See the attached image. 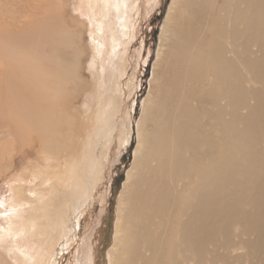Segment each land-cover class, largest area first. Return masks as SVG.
<instances>
[{"label":"bare ground","instance_id":"obj_1","mask_svg":"<svg viewBox=\"0 0 264 264\" xmlns=\"http://www.w3.org/2000/svg\"><path fill=\"white\" fill-rule=\"evenodd\" d=\"M30 1L23 0L21 14L34 15L31 8L39 3L31 6ZM137 1L120 4L108 0L118 10L111 36L101 43L102 53L108 46L109 60L119 54L123 43L134 38L131 14ZM1 7L0 3V12ZM170 11L163 27L169 51L152 72L153 95L139 123V146L124 183L107 264H232L233 260L243 264L244 260L264 257V0H174ZM5 19L1 12L0 43L4 47L20 44L19 51L26 55L54 57L53 40L59 29L66 30L61 22L56 28L59 18L49 20L46 16L40 21L38 16L33 24ZM107 21L100 27L101 35L106 33ZM13 30L22 35L15 36ZM48 40L54 49L42 54V45L43 50L50 45ZM26 41H30L27 47ZM4 47H0L2 61L8 57ZM60 60L66 69L72 67L70 53H63ZM2 61L0 146L20 137L23 152L37 145L52 154V159L79 160L75 149L82 135L71 128L69 115L65 117L68 132L62 134L48 125L54 116L49 106L41 108L46 98L42 94H55L56 90L55 83L38 77L42 63L27 65L22 61L23 77L14 80L19 67L2 65ZM246 80L260 83L259 88H249ZM110 105L109 101L103 110L100 107L96 115L99 122ZM147 123L151 130H147ZM60 124L61 119L57 126ZM91 131L86 135L91 136ZM233 131L242 137L240 141L229 139ZM251 140L262 150L255 151ZM235 146L243 149L244 156L260 172L253 195L246 200L248 208L221 195L232 183L230 165L235 161ZM102 165H96L99 173ZM76 168L58 180V186L67 192L63 222L60 232L52 233L36 252L40 264H54L59 250L69 243L70 230L77 231L82 208L91 202L89 186L83 190L86 186L74 180ZM96 180L93 177L89 185ZM239 218L243 219L241 234L246 237L241 236L237 245L245 252L236 257L221 254L219 250L228 251L232 246L230 230L233 220ZM20 251L18 255L27 258ZM26 251L32 255L29 249ZM3 253L0 264H4ZM90 260L93 264L91 256Z\"/></svg>","mask_w":264,"mask_h":264},{"label":"rangeland","instance_id":"obj_2","mask_svg":"<svg viewBox=\"0 0 264 264\" xmlns=\"http://www.w3.org/2000/svg\"><path fill=\"white\" fill-rule=\"evenodd\" d=\"M125 1L117 0L120 4ZM173 1L138 0L131 14V21L135 25L134 38L123 43L119 54L109 60L108 46L103 47L102 53L101 43L111 36L118 10L112 8L108 0H31V6L39 3L36 8H31L35 11L33 16L20 13L23 0H1L5 20L14 18L21 19V23L33 24L38 16L40 21L47 16L49 20L59 18L56 28L60 22L63 23L66 30L59 29L58 37L53 40L56 47L53 58L44 55L37 59V56L21 53L20 44L10 47V43L7 48L0 43L8 56L0 61L5 66L19 67L15 69V74L12 73L14 80L23 77L20 75L23 74L20 69L24 64L22 61L27 65L41 66L42 63L38 77L42 79L45 76L47 83L56 84L55 94L42 92L46 98L41 102V108L49 106L54 114L49 127L66 134L69 125L65 117L69 115L71 128L76 135H82L75 149L81 157L79 160L65 161L63 155L59 160L52 159V154L44 153L43 148L37 145L29 149L25 147L23 152L20 137L16 142L9 140L6 146H0V254L2 256L4 252V257H1L4 264H40L36 252L52 233L60 232L63 222L67 192L58 186V180L75 166L77 173L74 180L86 186L83 190L89 186L91 202L82 208L77 223L79 227L75 233L70 230L69 243L59 250L54 264H91L90 256L93 264L108 263L107 255L113 244L124 183L127 173L133 169L134 151L139 146V123L143 121L145 106L153 95L152 76L160 59L169 51L164 41L163 27ZM106 18V33L101 35L100 27H103ZM12 33L17 37L22 35L17 31ZM29 43L26 41L25 46ZM47 44L50 45L46 50H43L45 44L42 45V54L44 51L50 54L54 49L51 40ZM63 53L72 55L71 68L66 69L60 60ZM122 55L123 59L120 58ZM246 75L250 73L246 72ZM245 84L249 88L260 86V83L247 80ZM98 100H101L99 106ZM109 101L111 105L99 122L96 115L100 107L103 110ZM251 103L254 100L251 99ZM60 119L61 124L57 126ZM147 127V130L152 129L149 123ZM88 131H91V136L86 135ZM98 131L101 132L100 136ZM228 137L230 140L242 139L237 131ZM250 146L255 151L262 150L255 140L250 141ZM64 148L61 145L60 150ZM234 156L235 161L230 165L233 169L232 183L228 191H222L221 195L228 201L237 200L248 208L246 200L252 197L253 186L260 172L254 169L253 162L244 156L240 146H235ZM98 162H103L100 173L96 169ZM93 177L97 180L89 185ZM219 181L224 183L223 179ZM242 222V218L233 220L230 230L232 248L219 250L221 254L236 257L245 252L237 245L242 237H246L241 234ZM53 240L55 244L57 237ZM19 249L27 258L18 255ZM27 249L32 255L26 254ZM251 262L264 264V257L250 258L244 260L243 264ZM218 263L224 264L222 261ZM232 264L240 262L233 260Z\"/></svg>","mask_w":264,"mask_h":264}]
</instances>
